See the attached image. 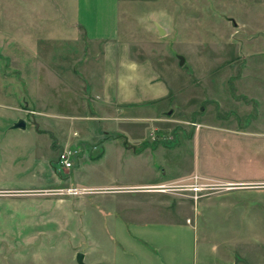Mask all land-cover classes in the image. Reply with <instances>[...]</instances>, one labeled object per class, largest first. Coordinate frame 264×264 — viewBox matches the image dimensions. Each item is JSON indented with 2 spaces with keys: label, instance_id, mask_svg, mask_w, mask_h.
Here are the masks:
<instances>
[{
  "label": "rangeland",
  "instance_id": "obj_1",
  "mask_svg": "<svg viewBox=\"0 0 264 264\" xmlns=\"http://www.w3.org/2000/svg\"><path fill=\"white\" fill-rule=\"evenodd\" d=\"M78 1L0 0V264H264V186L137 187L193 170L192 128L264 134V0H121L133 54L194 82L197 123L152 131L71 118L92 59ZM179 141L185 158L150 153Z\"/></svg>",
  "mask_w": 264,
  "mask_h": 264
},
{
  "label": "crops",
  "instance_id": "obj_2",
  "mask_svg": "<svg viewBox=\"0 0 264 264\" xmlns=\"http://www.w3.org/2000/svg\"><path fill=\"white\" fill-rule=\"evenodd\" d=\"M121 17V0L78 1L76 24L85 32L92 59L84 60L87 82L79 89L77 116L71 118L128 120L138 117L132 116L136 112L140 115L138 119L152 123L148 131L157 126L162 130L171 125L176 128L197 123L189 120L195 109L191 75L179 67L175 73L164 75L151 59L134 55L131 43L124 38L130 31L126 26L129 21L126 18L122 24ZM155 21L150 22L153 25ZM223 120L219 118L217 122ZM174 126L169 130L174 131ZM203 129L202 132V129L192 128L193 148L189 157L194 160L193 170L174 173L168 182L137 187L166 185L195 175L240 188L264 186V134L250 131L252 126L246 128L236 124L233 130L209 125ZM116 132L128 136L124 130ZM182 147L179 141L171 147L159 145L150 153H160L164 158L175 153L173 157L182 159L187 156Z\"/></svg>",
  "mask_w": 264,
  "mask_h": 264
},
{
  "label": "water",
  "instance_id": "obj_3",
  "mask_svg": "<svg viewBox=\"0 0 264 264\" xmlns=\"http://www.w3.org/2000/svg\"><path fill=\"white\" fill-rule=\"evenodd\" d=\"M154 25L158 31V34L160 37H163L166 35V30L165 28H163L158 22H154ZM185 62V60L183 58H181V63L180 65H183ZM27 126V123L24 121V120H20L19 122L15 123L12 127V129H22L24 130ZM84 254L83 253H78L77 254V257H76V260L78 262V264H85L84 261Z\"/></svg>",
  "mask_w": 264,
  "mask_h": 264
},
{
  "label": "built area",
  "instance_id": "obj_4",
  "mask_svg": "<svg viewBox=\"0 0 264 264\" xmlns=\"http://www.w3.org/2000/svg\"><path fill=\"white\" fill-rule=\"evenodd\" d=\"M72 158H73V152L72 151H65L60 155L59 162L64 168L71 169L73 167V164H74L72 161ZM195 180H198V178L196 177ZM196 186H198L197 187L198 190H203L205 188L213 187V184L205 183V184H199Z\"/></svg>",
  "mask_w": 264,
  "mask_h": 264
}]
</instances>
